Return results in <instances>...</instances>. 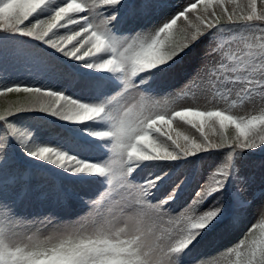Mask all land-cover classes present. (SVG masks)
Here are the masks:
<instances>
[{"label": "snow or ice", "instance_id": "1", "mask_svg": "<svg viewBox=\"0 0 264 264\" xmlns=\"http://www.w3.org/2000/svg\"><path fill=\"white\" fill-rule=\"evenodd\" d=\"M123 24L133 27L122 32ZM202 46L203 62L184 84L155 98L157 82ZM20 57L25 81L4 67ZM57 64L83 79L84 94L43 81ZM6 94L24 96L0 106V217L25 220L16 211L20 193L10 198L9 188L34 171L60 182L57 200H77L89 215L0 227V264H206L192 255L200 240L218 227L238 228L249 213L257 222L226 251L232 264H264V156L255 159L264 153V106L232 111L256 97L264 102V0H0ZM118 99L129 103L118 107ZM181 99L192 102L177 110ZM38 114L64 122L66 135L45 137L24 124ZM174 121L181 123L173 128ZM185 124L199 136L181 131ZM208 159L206 179L177 211L187 180L173 174ZM90 184L101 188L93 197L74 187Z\"/></svg>", "mask_w": 264, "mask_h": 264}, {"label": "rangeland", "instance_id": "2", "mask_svg": "<svg viewBox=\"0 0 264 264\" xmlns=\"http://www.w3.org/2000/svg\"><path fill=\"white\" fill-rule=\"evenodd\" d=\"M169 4L176 5L182 4L184 0H167ZM244 0H237V3H243ZM182 21H178V25ZM132 25L123 24L120 26L122 32H128ZM63 32V30H61ZM228 37H226L227 39ZM203 54V46L197 49L195 52L190 53L187 57L183 59V62L177 64L172 72L165 78L161 79L156 84V92L152 95L155 98H160L163 100L168 97L169 93L176 92L184 82L189 78L197 67L203 62L201 56ZM7 69L8 75L16 80L25 81L29 76V68L27 62L23 57L20 58H10L4 65ZM68 67L62 64L56 65V72L54 73H44L42 74V79L45 83L53 85L55 88L65 87L69 91L76 95L84 94V89L82 85L84 83L81 77L74 76ZM31 83L30 80H28ZM24 94H6L4 97H0V106L7 107L9 102L23 100ZM134 103L138 102L133 101ZM192 101L190 99H181L176 101L177 110L179 107L185 104H190ZM129 103L128 99H118L117 106H122ZM203 103V101H200ZM130 106V105H129ZM218 106L221 108L226 107L223 102H218ZM255 106V107H253ZM264 106V102H261L258 97L254 98L252 101L245 102L243 105H238L232 111L239 115H247L250 111L253 114L258 113L259 108ZM40 119H32L31 122L28 120L24 121V124L31 126L32 128H38L41 135L48 136H61L66 135L63 123L50 116H44V114H38ZM181 122L174 121L173 128H176ZM260 126L258 125L257 128ZM165 130L167 125L164 126ZM189 134L190 132L195 133L194 129H191L189 125H183L180 129ZM233 129L230 126L229 131ZM59 132L58 135H55ZM205 133L212 139H218V136L212 133V130L207 126L205 127ZM171 134L175 135L174 132ZM199 136V133H195ZM183 142V141H182ZM221 151H226L221 150ZM263 153L258 150L255 153V159L259 160ZM21 166L23 167V161H21ZM213 166V160L208 159L206 161H201L194 167H188L185 169H180L173 174L172 179L176 180L177 177L180 179H186L187 183L184 185L183 190L180 192L178 198L174 202L173 207L179 211L185 208L192 200L195 192L197 191L198 182L202 183L206 179L207 171ZM58 181L49 177L46 174H40L36 179H28L25 181H20V183H15L9 188V197L11 198L14 191L20 193V199L17 201L16 211L19 216L25 218L26 221H31L34 218H41L45 216H51L53 223L58 224H74L78 221L84 219L89 215V207L82 204L77 200H57L55 196V189L58 185ZM67 186L68 182L63 181ZM172 186V181L161 187L160 192L157 193L158 196H163L166 191ZM77 191L81 194H86L88 197H93L98 191H101L100 185L90 184L82 186H74ZM119 190V186L116 187ZM104 201H101L100 207L103 208ZM25 220H17L11 214L0 217V227L5 229H10L15 227L17 230H21L25 227H30L29 223ZM256 217L254 213H249L247 218L240 224V226L234 230H225L223 227H218L211 233H207L202 240L196 245L193 250L192 255L196 257L206 258V264H232L234 261V254L231 255L226 249H230L233 245H236L242 237H244L245 232L255 224ZM166 227V225H165ZM256 234L259 236V228H256ZM191 257H189V260Z\"/></svg>", "mask_w": 264, "mask_h": 264}, {"label": "trees", "instance_id": "3", "mask_svg": "<svg viewBox=\"0 0 264 264\" xmlns=\"http://www.w3.org/2000/svg\"><path fill=\"white\" fill-rule=\"evenodd\" d=\"M25 23H27V22H25ZM24 39H28V38H24ZM182 62H183V60L180 61L178 64H180V63H182ZM74 76H77V74L75 73ZM115 103L117 104V101H116ZM28 121L31 122L32 119H29ZM58 134H59V132H57L55 135H58ZM63 136H65V135H61L60 137H63ZM263 154H264V153H263ZM105 158H108V157H105ZM40 174H42V173H40V172H35V171H34V172H32L29 176H26L25 178H23V179L20 180V181H25L26 178H28V179H36L37 177L40 176ZM20 181H18L17 183H20ZM117 186H119V185L117 184Z\"/></svg>", "mask_w": 264, "mask_h": 264}]
</instances>
